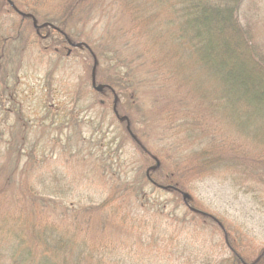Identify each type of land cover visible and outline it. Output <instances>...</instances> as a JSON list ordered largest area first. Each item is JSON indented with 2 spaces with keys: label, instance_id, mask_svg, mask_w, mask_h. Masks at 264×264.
Here are the masks:
<instances>
[{
  "label": "trees",
  "instance_id": "1",
  "mask_svg": "<svg viewBox=\"0 0 264 264\" xmlns=\"http://www.w3.org/2000/svg\"><path fill=\"white\" fill-rule=\"evenodd\" d=\"M64 2L57 19L44 18L37 24L36 10L42 4L0 0L1 73L8 72L5 66L10 49L23 51L38 40L44 49L57 53L71 43L87 49L86 44L73 40L72 34L78 36L76 26L83 25L84 16L103 5L118 7L124 13L132 38L142 40L140 51L150 47L153 52L161 51L156 58L153 53L141 52L138 59L155 62L160 68L157 60L168 51L167 61L175 60L181 66L184 62L192 72L179 80L171 73L168 78L161 77L162 83L157 82L168 88V93L155 97L151 107L167 122L171 142L159 157L153 154L154 166L148 167L149 173L142 171L136 178L121 179L120 164L105 156L101 142L96 164L88 156L94 162L90 171L108 175L107 194L97 203L71 200L74 187L55 164L35 173L44 162L37 158L36 144L29 151L23 149L28 144H24L27 123L17 115L15 126L24 131L15 132L7 157L0 163V264H119L121 244L133 243L139 228L135 210L139 214L154 210L155 215L159 210L162 214L167 203H172L173 210L184 206L183 218L195 214L201 223L207 220L225 234L223 223L199 211L189 196L183 198L191 182L209 175L230 180L233 188L252 196L264 210V0ZM7 9L16 15L9 29L3 20V14L10 13ZM32 34L46 37L31 38ZM132 61L125 63L128 69ZM70 122L77 124L70 116L61 124ZM132 133L136 135V131ZM129 135L125 129L120 143L125 137L131 139ZM137 137L132 139L139 146ZM42 154L41 150L39 156ZM141 156L144 162L149 159L145 151ZM85 159L78 157L76 163ZM32 175L35 182L39 179L38 184L26 179ZM46 176L48 181L43 180ZM146 185L152 193L170 192L171 200H155L150 192L146 194ZM139 222L153 225L145 219ZM240 247V242L231 243L230 256L218 264L247 263ZM251 264H264V248Z\"/></svg>",
  "mask_w": 264,
  "mask_h": 264
},
{
  "label": "rangeland",
  "instance_id": "2",
  "mask_svg": "<svg viewBox=\"0 0 264 264\" xmlns=\"http://www.w3.org/2000/svg\"><path fill=\"white\" fill-rule=\"evenodd\" d=\"M29 1L42 4L36 10L37 24L44 18L57 19L61 4L65 3V0ZM7 11L10 13L3 14L2 19L9 29L16 15L11 9ZM127 20L118 7L103 5L84 16L83 25L76 26L80 31L78 36L72 34V39L86 44L87 49L65 45L57 53L48 47L44 49L38 40L23 51L17 49L18 53L9 50L10 61L5 66L8 72H0V163L7 157L6 150L12 146L15 132L24 131L15 126L19 115L27 123L24 144H28L23 149L29 151L36 144L37 158L44 162L34 169L35 173L56 165L55 169L74 187V197L70 196L73 201L97 203L107 194L108 175L90 171L91 165L96 164L94 159L99 155L101 143L105 156L120 164L121 179L136 178L142 171L149 173L148 167L154 166L153 154L159 157L171 142L167 122L155 115L151 107L155 97L168 93L165 91L168 88H162L157 82L162 83L161 77L168 78L171 73L177 80L182 79L192 68L184 62L181 66L175 60L167 61L168 51H163L157 60L160 68L155 62L147 64L138 59L141 52L153 53L156 58V53L161 51L153 52L151 47L140 51L142 40L132 38ZM30 37L46 36L32 34ZM173 52L176 53L169 51L170 55ZM179 59L182 63V54ZM130 61L131 72L126 67ZM92 75L95 86H102L99 92L92 87ZM159 87L162 89L158 90ZM68 116L76 118L77 124L70 122L62 126ZM130 128L138 137L133 136ZM125 129L131 139L137 137L140 148L126 137L120 143ZM140 149L149 153L146 162ZM41 150L44 154L39 156ZM72 152L77 156H72ZM78 157L87 159L76 163ZM26 179L34 185L39 180L35 182L33 175ZM48 179V176L43 178ZM145 188L146 194L150 192L149 196L155 200H171L170 192L152 193L150 185ZM186 195L199 211L223 223L227 233L207 220L201 223L195 214L183 218L184 206L173 210L172 203H167L162 214L158 210L156 215L154 210H144L140 212L142 215L135 210V224L139 228L134 232L133 243L121 244L123 261L120 259L119 264H218L230 256L228 246L235 242H240L239 250L247 260L245 264L254 261L257 252L264 248V210L252 196L233 188L230 180L216 174L191 182ZM144 219L153 225L139 222Z\"/></svg>",
  "mask_w": 264,
  "mask_h": 264
},
{
  "label": "water",
  "instance_id": "3",
  "mask_svg": "<svg viewBox=\"0 0 264 264\" xmlns=\"http://www.w3.org/2000/svg\"><path fill=\"white\" fill-rule=\"evenodd\" d=\"M29 16V15H28ZM71 46H78V44H71ZM95 81H94V76L92 75V86L94 87V89L96 90V91H100L101 89H102V86H95ZM188 197V195H186V194H183V198H187Z\"/></svg>",
  "mask_w": 264,
  "mask_h": 264
},
{
  "label": "flooded vegetation",
  "instance_id": "4",
  "mask_svg": "<svg viewBox=\"0 0 264 264\" xmlns=\"http://www.w3.org/2000/svg\"><path fill=\"white\" fill-rule=\"evenodd\" d=\"M70 53V51L69 50H67V54H69Z\"/></svg>",
  "mask_w": 264,
  "mask_h": 264
}]
</instances>
